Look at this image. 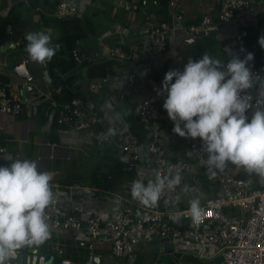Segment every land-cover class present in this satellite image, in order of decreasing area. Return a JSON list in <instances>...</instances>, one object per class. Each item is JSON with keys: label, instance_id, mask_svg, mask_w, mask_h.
Instances as JSON below:
<instances>
[{"label": "crops", "instance_id": "1", "mask_svg": "<svg viewBox=\"0 0 264 264\" xmlns=\"http://www.w3.org/2000/svg\"><path fill=\"white\" fill-rule=\"evenodd\" d=\"M79 1L80 13L76 18L83 20L86 34L77 41L76 48L86 57L87 63L85 60L74 71L81 72V77L73 88L81 94L77 99L87 109L100 113L102 123L79 132L57 124V109L62 102L57 101L56 94L61 92L56 91L53 79L47 84L41 63L33 61L26 51V33L44 31L51 36L53 44H59L53 58H68L64 53L63 28L46 25L43 20V16L57 18L53 15L55 8L33 6L30 0H0V46L6 41L14 42V48L0 55V75L6 81L0 80L8 83L12 96L23 102L19 115L0 111L1 142L7 147L3 156L10 154L14 158L35 160L40 170L52 173L53 197L59 200L64 211L76 213L83 219L94 215L107 219L132 198L130 187L134 180L143 179L147 183L155 174L149 164L135 171H125L128 155L118 145L127 129L141 125L134 112L139 97H149L161 107L162 117L156 127L166 140L165 154L176 161L190 160L189 147L193 138L180 137L172 131L173 122L162 107L165 96L157 94L161 81L168 70H183L188 58L199 59L206 52L222 62H227L232 55L241 56L228 44L231 31L251 27L257 39L264 30V0H252L254 4L249 13L208 36L192 34L185 25L197 23L207 14L217 17L220 0H181L184 21L174 17L171 0H159L158 4L149 0L146 6L142 0ZM161 21L173 30L168 34V51L155 55L149 49L148 32L153 24ZM115 46H122L129 57L110 56L109 48ZM19 62L26 64L33 80L11 69V64ZM129 71L139 75L140 82L135 86L128 81ZM102 79H107L102 89L91 88L92 81ZM26 84H32L33 89L24 96ZM110 127L116 128L117 134L104 142L98 140V135L106 133ZM47 142L58 146L53 148ZM52 154L54 158H50ZM7 163L0 159V164ZM205 183L209 184L202 180L201 188L194 186L169 198L167 205L173 209L186 208L194 199L202 204L216 193L213 184L206 188ZM48 242L66 251V258L78 264L87 263L91 257L99 258L103 264H134L135 257L143 253L145 243L149 255L144 258V264L156 261L147 241L127 258L115 257L106 238L93 249L85 241L76 239L73 233L53 235ZM172 247L173 254L162 257L159 264H210L219 258L218 248L213 243L200 245L175 239Z\"/></svg>", "mask_w": 264, "mask_h": 264}, {"label": "built area", "instance_id": "2", "mask_svg": "<svg viewBox=\"0 0 264 264\" xmlns=\"http://www.w3.org/2000/svg\"><path fill=\"white\" fill-rule=\"evenodd\" d=\"M158 1L151 0L153 4H158ZM180 3L181 0H171L170 6L174 17L184 21ZM142 4L148 5L149 0H142ZM253 4L252 0H220L217 17L204 15L199 22L185 25V28L192 34L208 36L249 13ZM79 13V0H59L53 11V15L59 19L76 17ZM171 30L173 29L164 21L150 27L148 45L152 54L160 55L168 51V34ZM261 35H264V30L254 43L249 44L248 30L234 29L228 44L239 51L242 58L245 51L254 53V60L250 62L252 70L264 75L256 58L260 48L258 38ZM109 55L121 59L129 57L122 46L109 48ZM72 56L78 65L86 60L79 48L72 50ZM28 78L33 80L30 75ZM106 81L107 79L92 81L90 86L92 89H102ZM128 81L132 86L137 85L140 82L139 75L135 71H129ZM56 91L60 93L62 87L57 86ZM248 99L254 109L264 107V97L256 93L255 89L249 91ZM0 111L10 115H19L23 111V102L12 96L9 84L2 80ZM134 112L137 121L144 128L145 136L142 140L130 129L121 135L118 145L128 155L123 169L131 172L149 164L155 170L153 179L157 174H179L181 184L171 189L165 188L156 206H144L131 198L107 219L100 215L83 219L76 213L64 211L59 200L53 197L46 209L51 237L73 233L76 239L85 241L91 249L106 238L111 245L112 254L118 258L131 257L143 242L156 238H170L171 241L180 239L200 245L213 243L218 248L219 258L210 264H264V181H260L257 174L249 173L231 163L226 164L223 170L210 167L200 138L190 142V160H172L165 154L166 140L156 127L162 117L160 105L149 97H139ZM102 121L98 111L87 109L77 98L60 103L57 109V124L67 126L75 132L94 129ZM2 131L3 126L0 125V156L7 152V147L1 142ZM47 145L53 148L58 146L57 143L50 142ZM50 158H54V155H50ZM202 180L213 184L216 193L199 205V218H193L190 207L173 209L167 205L168 199L180 195L185 186L187 189L194 186L201 188Z\"/></svg>", "mask_w": 264, "mask_h": 264}, {"label": "clouds", "instance_id": "3", "mask_svg": "<svg viewBox=\"0 0 264 264\" xmlns=\"http://www.w3.org/2000/svg\"><path fill=\"white\" fill-rule=\"evenodd\" d=\"M25 39L26 51L35 62H48L59 48L44 31L28 32ZM258 43L264 49V35ZM253 60L254 53L247 51L243 58L232 55L227 62L207 52L199 59L188 58L183 70L165 73L157 94L165 96L162 107L173 122L172 131L180 137L200 138L210 167L223 170L231 163L264 180V107L254 109L248 99L253 89L264 97V75L252 70ZM115 134L117 129L110 127L97 139L104 142ZM0 159L8 162L0 164V264H14L20 249L42 245L51 237L46 209L54 195L53 176L32 159L10 154ZM180 184L179 174H157L147 183L134 180L130 191L134 200L153 207L165 188ZM190 210L194 219L199 218L198 200L191 201Z\"/></svg>", "mask_w": 264, "mask_h": 264}, {"label": "trees", "instance_id": "4", "mask_svg": "<svg viewBox=\"0 0 264 264\" xmlns=\"http://www.w3.org/2000/svg\"><path fill=\"white\" fill-rule=\"evenodd\" d=\"M33 6L44 5L48 10L56 8L59 0H30ZM44 23L46 25L51 24L53 26H61L64 30L63 39L66 44L64 46V53H67V59L51 58L47 62L48 71L57 84V86L62 87L60 94H56L57 101L62 103L70 102L73 99L81 97V94L73 88L76 80L81 77V72L75 73L74 71L78 69V64L72 56V50L78 46V40L85 36L86 32L83 26V20L79 18L72 17L66 19H57L54 17L43 16ZM249 32L248 42L252 44L255 42L256 37L254 35L253 29L251 27H246ZM257 61L261 65V69L264 70V49L260 48L259 53L257 54ZM87 63V60H86ZM56 70H59L57 72ZM0 79L6 81V78L3 75H0ZM132 130L136 133L142 140L145 136V131L142 125H133ZM206 188H209L211 185L204 184Z\"/></svg>", "mask_w": 264, "mask_h": 264}, {"label": "water", "instance_id": "5", "mask_svg": "<svg viewBox=\"0 0 264 264\" xmlns=\"http://www.w3.org/2000/svg\"><path fill=\"white\" fill-rule=\"evenodd\" d=\"M14 48L13 41H6L0 46V55L6 54L10 49ZM43 68L44 79L47 84L52 83V78L48 71L47 62L41 63ZM11 69L16 71L23 78H27L29 70L24 62L11 64ZM29 89H33L32 84H26L23 87V94L26 95ZM151 252L156 255L154 264H159L162 257L173 254L172 241L170 238H156L149 242ZM66 251L61 248L45 242L42 245L32 247H24L19 250L14 260V264H78L66 258ZM85 264H103L99 258L91 257Z\"/></svg>", "mask_w": 264, "mask_h": 264}, {"label": "rangeland", "instance_id": "6", "mask_svg": "<svg viewBox=\"0 0 264 264\" xmlns=\"http://www.w3.org/2000/svg\"><path fill=\"white\" fill-rule=\"evenodd\" d=\"M259 180L260 181H264V180H262L261 178H259ZM143 249H144V251H143V253L141 254H138L137 255V257H135V261H134V264H144V258H146V256H148L149 255V253H148V246H147V244L145 243V244H143ZM145 252V253H144Z\"/></svg>", "mask_w": 264, "mask_h": 264}]
</instances>
